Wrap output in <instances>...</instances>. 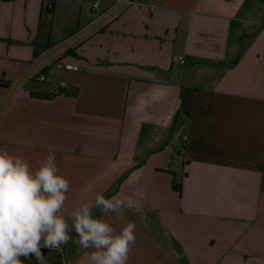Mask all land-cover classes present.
I'll return each instance as SVG.
<instances>
[{
    "label": "crops",
    "instance_id": "0c3cea01",
    "mask_svg": "<svg viewBox=\"0 0 264 264\" xmlns=\"http://www.w3.org/2000/svg\"><path fill=\"white\" fill-rule=\"evenodd\" d=\"M0 149L124 201L128 264H264V0H0ZM68 223L45 264H91Z\"/></svg>",
    "mask_w": 264,
    "mask_h": 264
},
{
    "label": "clouds",
    "instance_id": "9594fccd",
    "mask_svg": "<svg viewBox=\"0 0 264 264\" xmlns=\"http://www.w3.org/2000/svg\"><path fill=\"white\" fill-rule=\"evenodd\" d=\"M55 159L49 150L33 171L27 160L0 149V264H22L21 257L31 256L45 264L42 248L62 252L71 239L69 219L79 245L94 249L91 264H128L136 224L117 232L109 222V213H117L124 201L97 194L94 203H83L66 217L70 182L59 174ZM93 209H99V218Z\"/></svg>",
    "mask_w": 264,
    "mask_h": 264
},
{
    "label": "built area",
    "instance_id": "2783aa9c",
    "mask_svg": "<svg viewBox=\"0 0 264 264\" xmlns=\"http://www.w3.org/2000/svg\"><path fill=\"white\" fill-rule=\"evenodd\" d=\"M98 1H95V3H94V8H96L97 7V5H98ZM185 64V61H184V59H183V57H174L173 59H172V65H174L175 67H181V66H183ZM56 69H64V70H72V71H76L77 70V67H75V66H72V65H68V64H58V65H56ZM36 80L38 81V82H44L45 81V76H43V75H39L37 78H36ZM60 87L61 88H64V87H66V84L65 83H63V82H61L60 83ZM186 138L184 137V140H185Z\"/></svg>",
    "mask_w": 264,
    "mask_h": 264
},
{
    "label": "trees",
    "instance_id": "16d2710c",
    "mask_svg": "<svg viewBox=\"0 0 264 264\" xmlns=\"http://www.w3.org/2000/svg\"><path fill=\"white\" fill-rule=\"evenodd\" d=\"M3 1H10V0H3ZM172 188L174 189L175 192L181 194V181L178 183L174 181Z\"/></svg>",
    "mask_w": 264,
    "mask_h": 264
},
{
    "label": "rangeland",
    "instance_id": "374dc122",
    "mask_svg": "<svg viewBox=\"0 0 264 264\" xmlns=\"http://www.w3.org/2000/svg\"><path fill=\"white\" fill-rule=\"evenodd\" d=\"M47 80H48V81H47L48 84H50L52 87H54V80H53V78H52V77H48ZM52 84H53V85H52ZM44 87L47 88V87H48L47 84H44Z\"/></svg>",
    "mask_w": 264,
    "mask_h": 264
}]
</instances>
